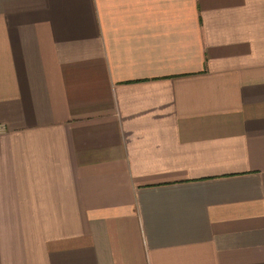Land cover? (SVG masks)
Wrapping results in <instances>:
<instances>
[{
	"label": "crops",
	"instance_id": "obj_1",
	"mask_svg": "<svg viewBox=\"0 0 264 264\" xmlns=\"http://www.w3.org/2000/svg\"><path fill=\"white\" fill-rule=\"evenodd\" d=\"M0 264H264V0H0Z\"/></svg>",
	"mask_w": 264,
	"mask_h": 264
},
{
	"label": "built area",
	"instance_id": "obj_2",
	"mask_svg": "<svg viewBox=\"0 0 264 264\" xmlns=\"http://www.w3.org/2000/svg\"><path fill=\"white\" fill-rule=\"evenodd\" d=\"M2 130H3V126H2V125H0V133L2 132Z\"/></svg>",
	"mask_w": 264,
	"mask_h": 264
}]
</instances>
